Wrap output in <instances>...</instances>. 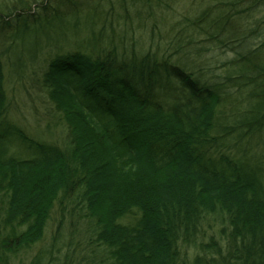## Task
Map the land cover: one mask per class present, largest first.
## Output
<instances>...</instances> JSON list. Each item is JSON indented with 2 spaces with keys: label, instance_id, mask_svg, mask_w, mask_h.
<instances>
[{
  "label": "trees",
  "instance_id": "1",
  "mask_svg": "<svg viewBox=\"0 0 264 264\" xmlns=\"http://www.w3.org/2000/svg\"><path fill=\"white\" fill-rule=\"evenodd\" d=\"M152 1L168 7L164 0H87V25H63L57 13L46 19L75 40L41 75L66 127L64 147L7 119L0 60L4 258L39 242L54 207L68 204L93 224L96 264H264V0H201L205 8L184 18L188 35L165 46L170 54L159 45L136 52L126 36L127 5L142 19L153 13ZM84 4L65 5L66 16L78 17ZM117 9L124 28L114 26ZM24 21L12 37H24ZM186 46L197 55L230 53L225 74L207 60L182 58ZM215 214L225 219L221 239L205 232ZM53 246L28 264H57L45 260Z\"/></svg>",
  "mask_w": 264,
  "mask_h": 264
},
{
  "label": "rangeland",
  "instance_id": "2",
  "mask_svg": "<svg viewBox=\"0 0 264 264\" xmlns=\"http://www.w3.org/2000/svg\"><path fill=\"white\" fill-rule=\"evenodd\" d=\"M0 0V57L4 64L5 82L4 87L7 96L5 114L7 119L13 121L26 134L45 142L55 143L60 146L67 145V131L61 120L60 113L55 110L52 102L48 98L47 90L41 86V74L46 69L48 61L58 52L72 50L75 47V40H69L66 34L56 31L60 25L58 20L53 22V30L44 23L46 19L51 21L56 13L63 17L61 23H73L79 20L81 25H87L90 20V10L87 0H81L86 5L82 6V14L78 17L75 14L69 16L65 5L72 8L78 0ZM45 2V3H44ZM74 2V4H72ZM168 3L167 8L157 6L152 1L153 13L146 15L142 19L128 3L129 30L127 39H130L132 49L140 51L147 47L155 49L159 45L160 52L168 53L172 50L165 49L167 43H171L174 38L187 36L188 32L182 30L184 18H190L193 13H198L204 7L201 0H164ZM47 4L46 8L42 6ZM59 8V10H58ZM120 9L116 10L114 26L124 28L122 18L119 16ZM19 12L23 21L29 26L24 32V37H12V33L17 27H21L23 21L15 19V13ZM261 14L263 11L260 12ZM65 14V15H63ZM259 15V14H258ZM65 16V17H64ZM21 19V18H20ZM39 23H42L39 25ZM120 24L121 27L119 26ZM49 25V24H48ZM131 25V26H130ZM138 25L139 27H134ZM105 32V31H104ZM117 32V31H115ZM57 33V34H56ZM124 33L122 36H124ZM108 36L109 32L105 33ZM264 35V33H262ZM116 36V34L114 33ZM80 37H85L81 34ZM102 37V36H100ZM126 38V37H125ZM113 39V38H112ZM98 41H100L98 39ZM103 42V41H102ZM200 43L197 49H202ZM206 45V44H205ZM211 49V48H209ZM182 58L188 53L186 59L190 63L202 65L201 60H207L214 73L224 75L226 68L224 62L230 53L222 54L219 51L203 50L196 51L186 46ZM181 53H177L180 55ZM176 55L171 56V61H175ZM209 59V60H208ZM264 137V134L263 136ZM1 196V194H0ZM4 199L0 197V225L3 218ZM60 222L58 223V220ZM128 219V218H127ZM131 220L128 219L127 221ZM223 222H210V226L205 225V232H210L221 239ZM58 228V230H56ZM92 222L84 215L80 207L66 205L62 210L55 206L52 210L51 218L43 232L42 239L36 242L28 250L22 251L16 256L4 258L0 253V264H28L34 254L52 247L51 253L45 260L60 264H96L101 257L100 248L97 247L92 238ZM227 229H225L226 231ZM222 243H218V246ZM184 256L191 257L192 248H188ZM182 255V251H181Z\"/></svg>",
  "mask_w": 264,
  "mask_h": 264
},
{
  "label": "bare ground",
  "instance_id": "3",
  "mask_svg": "<svg viewBox=\"0 0 264 264\" xmlns=\"http://www.w3.org/2000/svg\"><path fill=\"white\" fill-rule=\"evenodd\" d=\"M159 48V47H158ZM156 49V48H155ZM0 60H1V62H2V65H3V76H4V79H5V70H4V64H3V61H2V59H1V57H0ZM43 73V72H42ZM42 75V74H41ZM41 86L43 87V89L45 88L43 85H42V80H41ZM53 104V103H52ZM50 143V142H49ZM261 152V151H260ZM262 153H263V151H262ZM264 155V154H263ZM225 219H223V218H221V217H219V215H216L215 214V216H212L211 218H210V221L211 222H216V223H218V222H220V221H224ZM47 226V225H46ZM46 226H45V228H46ZM45 228H44V230H45ZM44 232V231H43ZM217 237V236H216ZM218 238V237H217Z\"/></svg>",
  "mask_w": 264,
  "mask_h": 264
}]
</instances>
